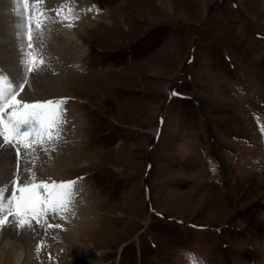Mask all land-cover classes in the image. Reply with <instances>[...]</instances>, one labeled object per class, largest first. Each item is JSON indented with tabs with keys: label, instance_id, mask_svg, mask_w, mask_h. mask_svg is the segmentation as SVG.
I'll return each mask as SVG.
<instances>
[{
	"label": "rangeland",
	"instance_id": "obj_1",
	"mask_svg": "<svg viewBox=\"0 0 264 264\" xmlns=\"http://www.w3.org/2000/svg\"><path fill=\"white\" fill-rule=\"evenodd\" d=\"M59 1L40 7L55 9ZM76 1L78 14H93L69 32L86 20L95 25L85 23L79 47L63 25H51L44 74L65 85L62 72L79 64L66 84L90 101L68 96L64 138L84 128L83 140L71 171L43 154L33 170L37 180L88 174L67 220L55 221L85 244L58 248L49 240L61 230L51 229L50 238L38 236L44 246L36 258L11 256L7 264H62L63 257L67 264H189L188 254L203 264H264V0ZM97 2L104 21L94 13ZM1 3L10 28L4 40L23 50L13 52L9 68L0 60V75L22 76L21 6ZM75 101L79 108H71ZM8 158L3 168L11 172ZM88 191L95 225L81 209Z\"/></svg>",
	"mask_w": 264,
	"mask_h": 264
},
{
	"label": "snow or ice",
	"instance_id": "obj_2",
	"mask_svg": "<svg viewBox=\"0 0 264 264\" xmlns=\"http://www.w3.org/2000/svg\"><path fill=\"white\" fill-rule=\"evenodd\" d=\"M16 3L21 6L25 25L24 75H0V229L11 227L18 234L39 236L42 232L47 236L51 229L64 230L63 224L55 221L67 220L65 213L71 210L83 178L37 180L33 170L36 161L42 154L51 158L64 142L71 98L30 100L27 79L30 76L39 86L44 73L50 72L45 41L51 25L59 23L71 29L81 17L73 7L41 8L44 0H16ZM261 131L264 132V125ZM9 156L15 169L6 172L3 162ZM43 246L44 241L39 240L37 252ZM188 259L189 264H203L195 254H188Z\"/></svg>",
	"mask_w": 264,
	"mask_h": 264
},
{
	"label": "bare ground",
	"instance_id": "obj_3",
	"mask_svg": "<svg viewBox=\"0 0 264 264\" xmlns=\"http://www.w3.org/2000/svg\"><path fill=\"white\" fill-rule=\"evenodd\" d=\"M2 1V0H1ZM0 1V5L1 4H4V3H1ZM12 1V0H11ZM11 2H9L8 4H10ZM162 4V3H161ZM12 5H15V3H13ZM65 6V8L67 9L69 7V5H67L66 3L63 4ZM10 9V8H8ZM106 11V10H105ZM13 12V11H12ZM81 12V11H80ZM99 13V12H98ZM102 13L103 16H101L99 19V22L100 21H104V16H105V12H100V14ZM108 14L109 13H112V10H110L109 12H107ZM107 14V15H108ZM10 15V14H9ZM88 15V14H87ZM106 15V16H107ZM5 15L3 13L0 12V60L1 62L4 64V66H6L7 68H9L10 66V62L12 61V59H14L12 56H13V52L14 54L18 53L20 54L21 51L23 50L22 48H20L19 50H14V49H11V46L9 43L12 44V42H15V41H12V42H8V45H7V42L5 41L7 38H8V31H10V28H9V17L6 16V19L4 17ZM88 16H91V15H88ZM110 16V14H109ZM13 17V16H12ZM17 17V16H16ZM84 17V16H83ZM83 17H81L80 19H82ZM87 18V16L85 17ZM110 18V17H109ZM84 19V18H83ZM79 22V21H77ZM89 22V24H94L93 22L95 21H89V20H86L83 22L82 26L80 25V27L76 30V31H72L71 33L69 32L68 28L67 27H63L65 28V31H63V35L64 36H67L69 37L70 39H73L74 43L77 44V47L81 46L84 42V39L83 41L80 40L82 39L83 37H87L88 36V33L87 32H84L85 30V23ZM109 22L112 23V21L110 20ZM81 24V23H80ZM87 24V25H89ZM109 25V24H107ZM113 25V23H112ZM12 27V26H11ZM18 27V26H17ZM61 27V26H60ZM90 27V26H89ZM111 29L114 28V25L112 27H109ZM75 29V28H74ZM73 29V30H74ZM79 30H82V31H79ZM86 31V30H85ZM4 34V36H3ZM12 34V32L10 33ZM12 38V37H11ZM14 38V37H13ZM66 38V37H65ZM5 39V40H4ZM68 39V38H67ZM19 41V40H18ZM6 42V43H4ZM75 45V44H74ZM83 49H84V53L82 52H79L80 53V57H79V60H81L82 58H84L86 56V52L87 50L85 49V47L83 46ZM63 54V53H62ZM11 56L9 57L8 59V56ZM22 55V54H21ZM64 55V54H63ZM66 60L68 61V58H69V54L66 52ZM77 55V54H76ZM78 57V56H77ZM86 58V57H85ZM15 59H17L15 57ZM64 60V59H63ZM58 62V61H57ZM67 64H69V62H67ZM20 65L21 63L19 62V66H18V72H20ZM63 65V64H62ZM72 65V64H71ZM81 65V64H80ZM79 66L78 65H73V67H70L68 70L66 71H63L61 74L64 79L66 78V81H65V85H62L61 83V80H59V83L57 82H54V81H48V78L47 76L48 75H43V78L39 81V86H37L32 78L28 79L30 81L27 82V85L28 87L26 88V91L28 92V99H48V98H59V97H68V96H74V97H78V98H81L80 100H87V101H90L89 99L87 98H83L81 96H77V95H73V94H70V91L68 89V87L70 85L66 84V82L68 81L67 79L69 77H75L74 76V73H76V67ZM62 67V66H61ZM60 69V68H59ZM62 70H64L62 68ZM55 71V70H54ZM53 71V72H54ZM22 75V74H21ZM79 101V100H78ZM74 102L71 104V108L72 107H75V108H79L80 107V104L79 102ZM78 111V109L76 110ZM68 113V112H67ZM82 116H80L79 118V122L81 124V126L84 124V122L82 121ZM68 119V122H69V118L67 117ZM81 119V120H80ZM71 127V126H70ZM70 128H68L67 130H69ZM84 129V128H83ZM83 129H79L78 131L79 132H76V134H74L73 130H71L70 134L67 138V140L65 139L64 142H62L61 146H60V149L58 150V152L56 153H53L51 157L54 158V163L56 165V168L57 169H60V167L62 169H68L70 170L76 162V151H77V148L80 147L82 141L83 140V136L80 135V133L82 132ZM66 130V131H67ZM65 131V132H66ZM85 136V135H84ZM81 138V139H80ZM12 157L9 156L8 160H10ZM42 158V157H41ZM50 162V161H49ZM39 164V163H38ZM43 164V163H42ZM48 164V163H46ZM14 165V164H13ZM45 165V163L43 164ZM53 166V165H52ZM37 167V166H36ZM43 167V166H42ZM41 167V168H42ZM46 167V166H45ZM55 168V167H54ZM55 168V169H56ZM9 169V168H8ZM39 169V168H38ZM37 169V170H38ZM47 170L48 171H51V167H47ZM67 171V170H66ZM71 171V170H70ZM54 172V171H52ZM58 172V171H57ZM68 172V171H67ZM66 172V173H67ZM66 173H64V171H60V173L58 172L59 176H57L58 178H64L66 177ZM70 174V173H69ZM51 175V174H50ZM52 176V175H51ZM88 190V189H87ZM85 191V190H84ZM89 193V191H88ZM86 193V195L88 194ZM88 206L86 207H82L81 209L86 212L85 214V218L88 216L87 221L90 225H95V223L98 221V218H97V215H98V210L97 208L96 209H91L89 210V207L93 208V204H94V197L92 195H90L89 193V196H88ZM96 204V203H95ZM89 210V211H88ZM88 211V212H87ZM50 219V218H49ZM86 223V222H85ZM47 227V225L45 224V228ZM86 227V226H85ZM83 227V228H85ZM87 227L89 228V225L87 224ZM87 228V229H88ZM86 229V228H85ZM55 230V229H54ZM54 230H53V234H54ZM79 230H82L79 228ZM37 231H41L40 229H37ZM56 231H59L56 229ZM85 231V230H84ZM49 232H51V230H49ZM61 233V236L60 237L59 235H56V233L54 234V237H48L43 235V233L41 232V235L44 236V239H47V238H50L49 240V243H58V248H60L61 246L63 247H72L74 245H77L78 243L79 244H85V239L84 237L85 236H82L79 237V238H76L74 235V238L71 237L70 234V228L68 229H64V231H59ZM83 232V230H82ZM78 233V232H77ZM89 233V232H88ZM50 234V233H49ZM59 234V233H58ZM73 234V233H72ZM88 235V234H87ZM50 236V235H49ZM64 237V238H63ZM78 239V240H77ZM40 240V238L36 235H29L28 233H24V234H18L17 231L11 227H6V228H3V229H0V264H7V261L9 260V257L13 256V258L15 259V261L19 262V260H23L24 258H26L28 255L30 258H36V251H37V244H38V241ZM60 246V247H59ZM62 247V248H63ZM34 250V252H33ZM72 255V253L70 254ZM19 257V259H18ZM66 257V256H65ZM67 257H72V256H69L67 255ZM69 259V258H68ZM25 260V259H24ZM66 260V262H65ZM36 262V261H35ZM69 261L67 260V258H62V264H67Z\"/></svg>",
	"mask_w": 264,
	"mask_h": 264
}]
</instances>
